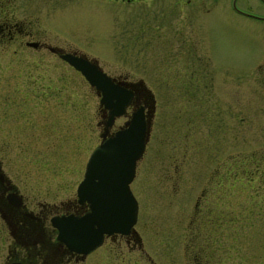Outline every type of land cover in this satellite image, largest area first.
Here are the masks:
<instances>
[{"label":"rangeland","instance_id":"1","mask_svg":"<svg viewBox=\"0 0 264 264\" xmlns=\"http://www.w3.org/2000/svg\"><path fill=\"white\" fill-rule=\"evenodd\" d=\"M205 6L209 12L187 27L186 51L174 58L162 56L160 44L156 55L139 51L140 43L126 49L131 41L115 39L113 26L102 41L99 26L110 21L88 0H0V18H25L34 36L92 56L120 80L142 78L154 93L149 137L130 183L139 238L117 255L108 252L102 264H264V230L246 233L244 220L246 201L264 199V70H254L264 22L236 14L227 0ZM20 52L12 58L0 43L1 168L29 210L61 209L74 198L88 153L100 141L99 96L48 49ZM123 120L116 117L108 131ZM201 192L206 201L225 195L229 217L212 234L196 213ZM253 211L255 224L264 208ZM12 237L0 217V264Z\"/></svg>","mask_w":264,"mask_h":264},{"label":"flooded vegetation","instance_id":"2","mask_svg":"<svg viewBox=\"0 0 264 264\" xmlns=\"http://www.w3.org/2000/svg\"><path fill=\"white\" fill-rule=\"evenodd\" d=\"M171 1H173L172 4L169 3V0H88L102 14L100 16H103V22L105 19L110 21L108 25L104 23L99 26L101 34L98 37L103 36V33L106 30L108 32L109 28L113 26L115 39L125 43L131 41L130 45L125 46L126 49L137 47L140 43L139 51L146 49L150 54L156 55L159 51H156L155 48L160 44L162 56L173 54L175 58L176 56L180 57V54L187 49V27L194 26L197 14L202 11L209 12V7L205 6L207 2L218 0ZM227 1L229 7L236 14L254 21L264 22V0ZM102 41L107 40L104 37ZM0 43L4 44L6 53L11 54L10 57L12 58H20L18 57L22 55L20 49L24 46L33 47L39 52L48 49L51 54L58 56L57 52L50 49V47L55 46L60 48V53L67 50L86 56V53L75 48L52 44L48 40L34 36L32 30L25 25V18H15L14 16L5 15L0 18ZM12 45L13 49L10 51ZM88 58L92 59L93 57ZM254 70H264V47L255 62ZM118 76L124 78L121 74ZM119 78L116 76L115 81L126 86L133 93L132 99L126 107L124 115H122L123 121L127 120L133 111L141 107L147 121L151 124L156 104L154 94L139 80H120ZM101 116L98 124L104 128L105 110L101 109ZM208 182L218 184L226 182V180L210 179ZM247 183L248 188H250L252 186L251 180H248ZM14 195L19 199L21 198L19 204L13 203L15 201ZM212 196V200H203L207 198V195L201 192L197 197L195 206L198 219L201 218L202 222L206 220V223L212 225V228L210 226V234L219 226L220 220L229 217L228 211L226 214L223 212L225 195L213 194ZM259 196L264 198V195ZM201 201L205 203L202 206L199 205ZM260 201L262 206L257 204ZM260 201L253 203L246 201L244 207L246 233L250 234L252 231L261 233L264 230V215H259L260 219L255 224L250 221V217L254 213L252 206L259 207L258 212H262L260 209L264 208V199H260ZM61 203H65L66 207L59 209V206L53 204L43 205V209L38 211L29 210L14 183L12 184L3 173L0 164V217L6 224L9 234L13 236L6 256V264L12 262L23 264H102V262H106L104 257L108 256V252L113 251L117 255L122 244L129 247L136 246L139 236L132 228L125 234L118 232L105 234L99 245L85 253L68 248L65 243L56 239L57 229L51 224L50 218L54 214L74 213L80 215L87 212L89 206L87 202H79L76 194L72 200ZM51 212L54 213L48 219L47 215ZM46 219L49 220V232L44 226ZM122 241L123 243H121ZM139 248L142 249L141 242Z\"/></svg>","mask_w":264,"mask_h":264},{"label":"water","instance_id":"3","mask_svg":"<svg viewBox=\"0 0 264 264\" xmlns=\"http://www.w3.org/2000/svg\"><path fill=\"white\" fill-rule=\"evenodd\" d=\"M50 49L81 72L99 95V105L107 111L101 140L90 151L76 187L78 201L88 202L89 211L50 218L58 230L56 239L72 250L85 253L99 245L104 234L128 233L136 222L138 203L129 184L148 140L149 122L140 107L123 126L108 133L115 117L125 112L132 91L104 72L95 60L72 52L60 53V48L55 46ZM14 197L13 203L19 204L21 198Z\"/></svg>","mask_w":264,"mask_h":264}]
</instances>
